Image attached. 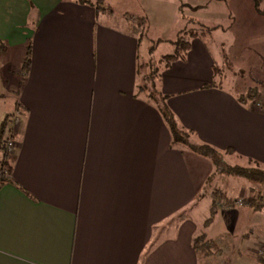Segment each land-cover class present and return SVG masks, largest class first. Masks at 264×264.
<instances>
[{
    "label": "crops",
    "instance_id": "crops-1",
    "mask_svg": "<svg viewBox=\"0 0 264 264\" xmlns=\"http://www.w3.org/2000/svg\"><path fill=\"white\" fill-rule=\"evenodd\" d=\"M125 18L81 0H0L24 113L0 188V264H201L193 219L171 220L212 165L172 148L160 113L134 97L140 34ZM192 49L160 75L168 108L198 142L264 168V112L241 105L209 77V53Z\"/></svg>",
    "mask_w": 264,
    "mask_h": 264
},
{
    "label": "rangeland",
    "instance_id": "rangeland-1",
    "mask_svg": "<svg viewBox=\"0 0 264 264\" xmlns=\"http://www.w3.org/2000/svg\"><path fill=\"white\" fill-rule=\"evenodd\" d=\"M106 6L118 17L123 14L130 31L140 34L135 98L144 99L159 112L153 100L158 104L161 100L157 93L158 80L166 68L160 60L174 54L175 46L170 41L177 39L178 32L190 29L201 33L191 40V54L199 58L201 53H209V66L217 65V77L225 89L240 95L257 88L260 97L253 101V106L264 111V0H107ZM203 27L214 30L206 33ZM159 40L164 42L158 43ZM6 51L0 52V128L4 118L16 111L15 94L23 81V76L16 72L20 64L18 51ZM207 69L211 77L214 70L208 66ZM139 88L143 91L141 94ZM148 98L153 99L152 103ZM21 122L18 115L12 121L16 128ZM220 158L226 166L234 167L238 163L243 168H255L251 163L238 161L232 154H223ZM207 160L212 172L197 203L180 212L171 220V225L182 218L193 219L198 235L204 233L208 239L217 241L212 255L201 257V264H261L264 207L256 212L244 206V199L254 198L256 205L264 206V186L229 177L220 172L221 167ZM214 200L215 214L211 205Z\"/></svg>",
    "mask_w": 264,
    "mask_h": 264
},
{
    "label": "trees",
    "instance_id": "trees-1",
    "mask_svg": "<svg viewBox=\"0 0 264 264\" xmlns=\"http://www.w3.org/2000/svg\"><path fill=\"white\" fill-rule=\"evenodd\" d=\"M226 2V0H216ZM82 4L92 5L96 8L98 13H108L112 14L111 11L108 10L106 6V0H81ZM108 5V4H107ZM216 29V28H215ZM202 30H205L206 33L213 31L214 28L203 27ZM209 31V32H208ZM201 33H198L195 30L183 29L178 32L177 39L170 41L171 44L175 46L174 54L164 56L161 58L160 63L164 64L165 68H169L174 62L179 60H185L186 55L191 49V40L197 38ZM140 37V35H139ZM163 41L159 40L158 43ZM157 43V45H158ZM0 52H5L7 50V46L0 41ZM31 67V44L29 43L26 48V55L23 60L22 72L25 76L28 75ZM140 67V66H139ZM217 66H214V76L218 75L216 70ZM219 71V70H218ZM23 84V81L21 85ZM215 87V84L208 85L205 88L209 89ZM156 92V90H154ZM142 89L138 93H142ZM160 95V103L158 104L155 100L148 98V100L153 104L157 105V108L162 116L164 122L166 123L171 137V147L176 148L181 151H188L197 156L209 159L217 168L221 167V173L228 175L229 177L242 178L248 181L257 182L264 186V168L261 167L258 163H253L255 168L248 169L240 166H226L224 163L222 164V159L220 158L223 154L213 147L202 144L196 140L194 134L184 127L181 126L180 122L176 119L175 115L168 108L166 101L167 97ZM139 95V94H138ZM260 97L258 89H251L246 94H240L237 97L238 102L241 105H247L250 102L258 100ZM17 111L15 114L7 115L0 128V188L10 183V177L13 172V153L12 150L15 149V143L17 139L16 127L13 125L12 121L16 117V115L22 118L23 111L22 107L17 103L16 107ZM264 112V111H263ZM232 153V151L228 152ZM218 163V164H217ZM219 170V169H218ZM214 198L217 199V192H213ZM199 196L196 198L198 201ZM256 199L249 198L248 200L244 199V206L253 209L256 212H260L264 206L256 205ZM216 206L215 200L212 203V208L214 210V214L216 210L214 209ZM216 240L208 239L206 234L198 235L193 241V250L194 252L204 258L210 257L212 255V251L214 247L217 245ZM261 264H264V258L260 260Z\"/></svg>",
    "mask_w": 264,
    "mask_h": 264
}]
</instances>
